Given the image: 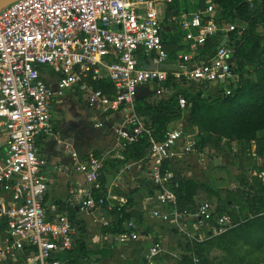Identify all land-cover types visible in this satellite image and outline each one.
<instances>
[{"label": "built area", "instance_id": "1", "mask_svg": "<svg viewBox=\"0 0 264 264\" xmlns=\"http://www.w3.org/2000/svg\"><path fill=\"white\" fill-rule=\"evenodd\" d=\"M246 1L255 9L261 0ZM246 28L241 19H223L219 0H16L0 9V140L3 134L6 137L0 151V218L8 234L0 245V260H13L29 250L26 264H66L74 248L77 226L69 212L52 204L55 216L50 217L44 205L47 182L42 171L47 161L38 155L36 141L52 133L55 94L75 87L84 92L96 116L124 113L114 125L122 146L149 134L155 217L173 225L190 243L234 227L229 212L212 216L215 205L209 201L196 204L193 211L179 208L175 193L179 181L167 162L184 132L169 129L165 139L156 140L137 114L136 100L144 85H158L160 97H172L177 88L164 85L170 75L180 84L211 85L230 94L240 80L230 33L240 35ZM168 31L184 40L175 59L164 44L163 34ZM218 35L220 42L224 37L227 42L208 51V40ZM142 57L145 63L152 59L157 68H146L140 63ZM161 63L174 68L162 69ZM103 71L114 84L113 93L91 85ZM51 74L56 76L55 88L47 79ZM180 104L188 105L184 97ZM187 138L192 145L193 135ZM70 153L88 186L86 191L70 190L74 205L88 210L107 204L101 193L104 159L94 152L84 158L73 149ZM259 177L264 182V170ZM188 220L194 230L205 232H192ZM127 224L129 231L119 235L121 241L137 237L135 223ZM160 246L155 242L151 247L147 256L151 262ZM190 256L193 264H202L193 251Z\"/></svg>", "mask_w": 264, "mask_h": 264}, {"label": "crops", "instance_id": "2", "mask_svg": "<svg viewBox=\"0 0 264 264\" xmlns=\"http://www.w3.org/2000/svg\"><path fill=\"white\" fill-rule=\"evenodd\" d=\"M47 72V70H45ZM50 74V73H48ZM49 83L56 87V76L47 77ZM183 89V88H182ZM149 85L139 87L138 97L150 93ZM185 108L183 116L170 123V129L185 126L188 133L178 140L167 165L176 173L178 181L181 179H193L200 184L196 204L209 201L215 205V212L221 204L218 193L210 189L204 181L208 174L218 173L215 178V186H223V176L219 171L218 164L222 169H228L227 156L223 142L209 143L203 150L184 147L189 145L188 135H193L188 128L189 109ZM188 108V107H187ZM94 109L87 104L86 96L78 87L73 90L57 92L51 103L52 133L42 134L37 138L36 147L40 157L46 159L47 164L43 168V176L47 182L44 205L50 217H54L50 206L56 204L59 211L67 210L72 218V213L86 225L85 244L88 254L80 260V264H190V248L187 237L169 223L161 221L152 214L155 205L156 190L151 181V160L148 157L141 159H125L124 146L117 140L115 126L124 117L123 112H117L111 117L105 115L94 118ZM103 126H96L97 122ZM196 130L198 129L195 127ZM258 136L264 137V131H259ZM5 135L1 136L0 151L3 149ZM232 148L242 146L238 141H230ZM256 142L251 143L252 152L244 153L256 155ZM244 147V146H243ZM70 149L80 153L84 158L90 152L104 159L102 170L103 185L106 189L107 204L88 210H80L74 205V197L70 194L73 188L76 191L88 190L84 175L74 163ZM245 155L237 159L230 158L238 164L235 168L234 183L230 188L237 187L240 183L239 172L247 170L253 173V166H247L246 162L254 159ZM247 154V155H248ZM257 156V155H256ZM260 163H264V157H257ZM251 162V161H249ZM216 167V168H215ZM226 167V168H225ZM248 173V174H249ZM215 198V199H214ZM130 204L128 208L134 211L132 221L135 223L136 238L125 241L119 239L121 233L113 232L110 227L116 221L113 210ZM57 215V214H56ZM74 220V219H73ZM4 218H0V224ZM192 220H188L189 228H192ZM206 229L192 232L203 233ZM129 231L128 224L124 226V232ZM123 233V232H122ZM8 238L7 228L0 231V245ZM155 242H160L158 254L153 256L152 262L147 256ZM32 251L24 250L13 260H0V264H26Z\"/></svg>", "mask_w": 264, "mask_h": 264}, {"label": "trees", "instance_id": "3", "mask_svg": "<svg viewBox=\"0 0 264 264\" xmlns=\"http://www.w3.org/2000/svg\"><path fill=\"white\" fill-rule=\"evenodd\" d=\"M222 9L223 19L226 22H235L241 19L247 23V28L239 35L237 31H232L230 36L234 38L233 57L236 62V70L240 74L239 85L232 88L230 94L218 91L214 86L200 84L198 91H188L181 89L169 99L160 97L159 91L149 93L136 100V112L142 118L147 128L152 130V136L161 141L165 139L170 123L180 119L184 112L180 104V98L184 97L188 103L190 112L188 123L197 127L196 148L203 150L209 143H218L222 139L229 141L236 140L244 146L245 151L252 152L251 143L256 142V155L264 157V137L258 136L259 131H264V62L260 61L252 69L248 64H252L264 55V0H261L255 9L246 0H219ZM186 9L188 8L185 6ZM164 44L169 52L170 58L175 59L179 50L183 49L179 34L164 32ZM220 36L210 38L207 42V50H214L220 43ZM145 58H140V63L145 64ZM247 74V75H246ZM172 75L164 85L179 87ZM91 85L96 89H103L105 92L113 93L114 84L105 71L98 79H92ZM216 94H205L204 90H213ZM157 94L159 96H157ZM155 95V97H154ZM150 147V136L147 132L139 136L138 141L126 143L124 146L125 159H141L147 157ZM264 170V168H262ZM102 183L103 179H102ZM200 184L193 179H181L175 188L180 209L193 211L196 202L195 196ZM241 189L243 204L249 209L251 214L238 220L230 207L223 210L221 204L218 205L216 213L222 214L230 211L234 222V227L228 231L211 236L210 233L203 241L189 244L190 251H193L202 264L209 263V253L213 248H221L226 251V256L232 257L233 261H243L244 256L249 254H264V183L261 181L252 184L247 181ZM106 195V189L101 192ZM125 204L116 207L113 212L116 221L110 229L115 233L124 232V226L134 217ZM242 209V208H241ZM77 226V234L74 248L68 254L66 264H80V260L88 254L85 244L86 225L83 220L77 218L72 213ZM5 221L0 224V231L5 230ZM261 258V256H260ZM259 258V259H260ZM223 260L217 264H222ZM264 264V255L259 261H248V264ZM190 264H193L190 256Z\"/></svg>", "mask_w": 264, "mask_h": 264}, {"label": "rangeland", "instance_id": "4", "mask_svg": "<svg viewBox=\"0 0 264 264\" xmlns=\"http://www.w3.org/2000/svg\"><path fill=\"white\" fill-rule=\"evenodd\" d=\"M170 34H172L170 31H168ZM262 33L264 34V26L262 28ZM181 41L184 42V40L181 38ZM260 61H263L264 62V55L261 57H259V59H256L255 62H253L252 64H248V68H251L255 65H257ZM49 73V70L47 71ZM247 75V74H246ZM181 86L177 87V90L180 91L182 88L183 89H187L188 91H198L200 90L202 87L200 86V84L198 83H194V82H190V83H186V84H179ZM150 87V91L151 93H153V91H155V86L154 85H149ZM203 89V88H202ZM213 90H204L205 94H209L211 93L212 95L213 94H216L215 92V88H212ZM157 90V88H156ZM177 91V92H178ZM157 96H159L157 94ZM155 97V95H154ZM186 107V106H185ZM186 109H188L186 107ZM187 126L188 128H191L192 131H190L192 134H193V141L194 143L192 145H185L184 147H187V148H190L191 149H196V142H198V138H197V130L194 126L192 125H189V123L187 122ZM183 128L184 132L185 133H188V130L185 128V126H181L180 125V128ZM219 142V141H218ZM220 142H223V147L226 149V152L231 154V156H227V159L226 161L228 162V169L225 170V169H222L223 167L220 166V164H218V167H219V171L222 172L221 174L223 176H225V179L223 178V186L224 187H217L215 186V178L218 177V174L217 172L213 174H208L209 178L207 177L204 181L207 183L206 185L210 187V189H213L215 190V192L218 193V197H219V200L220 203H221V207L224 208L223 210L226 211V208L227 207H230L231 211L234 213L235 215V218L238 220L242 218H244V216H249L251 214L250 210L249 209H246L245 206L246 204H243V200H242V195H241V189L244 187V183L247 182V181H251L252 184H256V183H259L260 181L262 183L263 180L259 177V173L263 170L262 168H264V163H260L259 159L257 158V156L255 155L254 159H250L249 161L246 162L247 166L251 165L252 163V166L254 167L253 170L254 172L253 173H249L247 170H242L239 172V176H240V184L237 185V187H233V188H230V185L231 184H235L234 183V180H235V174H234V171H235V168L237 169L238 164L234 161H231L230 163V158L231 160L232 159H237V157L240 155H245L246 153H244V147L243 145L240 146V145H237L235 148H232L231 144H230V141L227 140V139H222ZM248 154V153H247ZM247 158H250V154H248ZM251 156V157H252ZM252 157V158H253ZM216 168V167H215ZM226 168V167H225ZM249 173V174H248ZM257 173V174H256ZM215 199V198H214ZM242 208V209H241ZM230 213V211H228ZM214 215L217 216L218 213L216 212H213L212 213V216ZM188 239V238H187ZM189 241V239H188ZM264 254L262 253H255V254H249L247 253L244 257V260L241 262V261H233L232 260V257H229V256H226V251H224L223 249L221 248H213L210 253H209V263L210 264H217L219 261L223 260V263L222 264H248V261H259L260 259H262ZM261 256V258H260ZM260 258V259H259ZM262 264V263H260Z\"/></svg>", "mask_w": 264, "mask_h": 264}, {"label": "water", "instance_id": "5", "mask_svg": "<svg viewBox=\"0 0 264 264\" xmlns=\"http://www.w3.org/2000/svg\"><path fill=\"white\" fill-rule=\"evenodd\" d=\"M14 1L16 0H0V9L4 8L5 6L11 4ZM227 40L228 38L224 37L222 41L220 42V44L218 45V47L224 45L227 42ZM233 42H234V38L231 37L230 42H229L230 46H233ZM144 66L148 69H153V68H157L158 65L151 59L147 63H145ZM159 67L162 69H168V70H172L174 68V66L169 63H161ZM138 98L139 97H137V99Z\"/></svg>", "mask_w": 264, "mask_h": 264}]
</instances>
